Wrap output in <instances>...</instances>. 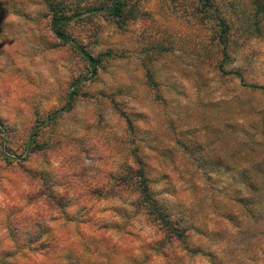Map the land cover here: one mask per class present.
<instances>
[{
	"label": "clouds",
	"instance_id": "obj_1",
	"mask_svg": "<svg viewBox=\"0 0 264 264\" xmlns=\"http://www.w3.org/2000/svg\"><path fill=\"white\" fill-rule=\"evenodd\" d=\"M261 6L0 0V264H264Z\"/></svg>",
	"mask_w": 264,
	"mask_h": 264
},
{
	"label": "trees",
	"instance_id": "obj_2",
	"mask_svg": "<svg viewBox=\"0 0 264 264\" xmlns=\"http://www.w3.org/2000/svg\"><path fill=\"white\" fill-rule=\"evenodd\" d=\"M209 5H211V4H209ZM120 9H121V7H117L116 9H113L112 11L114 12V14H117L120 11ZM53 10L57 13L56 17L54 18V25H62L63 24L62 23L63 20L69 19L68 16L63 14L64 13V9L62 7L54 8ZM221 24L224 27V34H226L228 32V27H227V25L224 24V21H221ZM78 49L85 56V58L93 65V71H94L95 70V66L97 65V60H95L92 56H90L89 54L84 52L82 49H80V48H78Z\"/></svg>",
	"mask_w": 264,
	"mask_h": 264
},
{
	"label": "rangeland",
	"instance_id": "obj_3",
	"mask_svg": "<svg viewBox=\"0 0 264 264\" xmlns=\"http://www.w3.org/2000/svg\"><path fill=\"white\" fill-rule=\"evenodd\" d=\"M205 4H206V7H211V5H209V4H211V0H205ZM261 10L263 11L264 10V6H262L261 7ZM199 11V10H198ZM117 17H120V16H123L124 15V12H123V8L121 7V9H120V11L117 13V14H115ZM69 17V19H67V20H63L62 21V25H67L68 24V22L71 20V19H73V17H71V16H68ZM225 24V23H224ZM226 25V24H225ZM62 34V33H61ZM227 35V33L225 34V36ZM223 42V41H222ZM80 49H82L84 52H86L87 54H89L90 56H92L91 54H90V50H86L85 48H83V47H80ZM76 51H78L83 57H85L82 53H81V51L79 50V49H76ZM93 57V56H92ZM99 63V61H97V64ZM54 119V118H53ZM29 147H31V145H29Z\"/></svg>",
	"mask_w": 264,
	"mask_h": 264
}]
</instances>
